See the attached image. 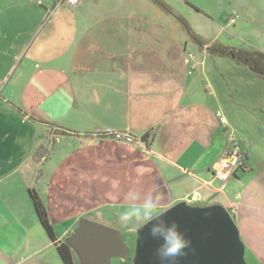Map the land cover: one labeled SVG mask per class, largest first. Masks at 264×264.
<instances>
[{"label": "crops", "instance_id": "crops-1", "mask_svg": "<svg viewBox=\"0 0 264 264\" xmlns=\"http://www.w3.org/2000/svg\"><path fill=\"white\" fill-rule=\"evenodd\" d=\"M63 5L0 0V264H63L30 190L63 241L60 227L153 189L158 213L183 200L235 207L246 261L264 264V158L254 168V141L230 130L207 47L188 45L164 15L77 28ZM106 130L134 143L97 134ZM230 133L244 159L222 184L213 170Z\"/></svg>", "mask_w": 264, "mask_h": 264}, {"label": "rangeland", "instance_id": "rangeland-1", "mask_svg": "<svg viewBox=\"0 0 264 264\" xmlns=\"http://www.w3.org/2000/svg\"><path fill=\"white\" fill-rule=\"evenodd\" d=\"M79 2L73 8L61 6L65 8L69 22L72 23L73 20L76 27L80 21L83 25L95 24L117 14L148 17L152 20L154 18L156 21H159V16L164 15L187 37L188 45H196L190 40L191 29L215 45L233 49H259L264 53V0H80ZM178 16L186 20L188 27L179 20ZM216 50L208 53L207 58L210 89H215L219 96L223 95V101L219 100L222 102L223 114L232 126L229 125L230 130L234 127L236 135L240 134L254 141L252 153L256 168L257 159L260 162L264 158V77L229 55L217 54ZM234 133L230 134L235 137ZM205 185L210 189L213 188L211 185ZM236 210L232 214L235 222L239 213ZM122 211L112 207L85 216L118 229L122 233L124 243L129 246L128 255L112 257L110 264H132L136 230L120 222L119 214ZM78 222L79 220L76 224L69 225L68 229L65 226L60 227L63 231L67 230L61 240L64 241L71 235ZM73 253L76 264H81L75 252Z\"/></svg>", "mask_w": 264, "mask_h": 264}, {"label": "water", "instance_id": "water-1", "mask_svg": "<svg viewBox=\"0 0 264 264\" xmlns=\"http://www.w3.org/2000/svg\"><path fill=\"white\" fill-rule=\"evenodd\" d=\"M160 213L169 223L177 221L191 241L178 264H249L239 228L225 206L192 205L183 200ZM150 227L136 230L132 264H158L154 250L159 241L149 235ZM64 242L81 264H110L112 257H124L130 252L118 229L85 217Z\"/></svg>", "mask_w": 264, "mask_h": 264}, {"label": "clouds", "instance_id": "clouds-1", "mask_svg": "<svg viewBox=\"0 0 264 264\" xmlns=\"http://www.w3.org/2000/svg\"><path fill=\"white\" fill-rule=\"evenodd\" d=\"M127 199L129 206L119 214L120 222L132 230L151 225L149 235L159 241L154 250L158 264H178L180 258L187 254L191 241L180 230L177 221L169 223L163 213L157 214L163 197L153 189L152 194L143 199H138L131 191Z\"/></svg>", "mask_w": 264, "mask_h": 264}, {"label": "trees", "instance_id": "trees-1", "mask_svg": "<svg viewBox=\"0 0 264 264\" xmlns=\"http://www.w3.org/2000/svg\"><path fill=\"white\" fill-rule=\"evenodd\" d=\"M168 9L169 7L166 6ZM196 8V7H195ZM170 9V8H169ZM197 9V8H196ZM179 20L187 27L188 24L182 16H178ZM190 40L195 43L200 49L207 47L209 53H212L215 49L217 54L229 55L237 62L249 67L251 70L264 77V53L259 49H233L227 48L222 45H215L211 41L203 38L202 36L189 30ZM212 44V45H210ZM30 195L34 204L36 215L45 230L48 237L56 244V249L63 264H75L74 253L71 247L64 241L57 240L54 227L50 223L47 211L39 199L37 193L34 190H30Z\"/></svg>", "mask_w": 264, "mask_h": 264}, {"label": "built area", "instance_id": "built-area-1", "mask_svg": "<svg viewBox=\"0 0 264 264\" xmlns=\"http://www.w3.org/2000/svg\"><path fill=\"white\" fill-rule=\"evenodd\" d=\"M79 1L80 0H57L58 4L64 3L70 8L77 6ZM231 20L233 21L234 18H232ZM190 57L191 54H188L185 61L187 62ZM217 116L219 117L221 124L226 123V120L220 111L217 112ZM97 134H101V137H109L113 141L125 144H133L135 140L134 137L127 131L106 130ZM243 159L244 152L239 147L235 137L229 135L227 139V146L223 151L222 155L217 159L216 164L214 166L213 178L219 180L222 184H224L234 174L236 169L243 164ZM207 184L210 185L211 182H208ZM191 198L199 199L200 195L196 192L191 195ZM228 211L231 216H233L232 214L235 213L234 207H231L230 209H228Z\"/></svg>", "mask_w": 264, "mask_h": 264}]
</instances>
